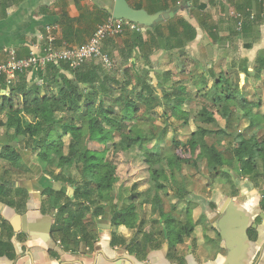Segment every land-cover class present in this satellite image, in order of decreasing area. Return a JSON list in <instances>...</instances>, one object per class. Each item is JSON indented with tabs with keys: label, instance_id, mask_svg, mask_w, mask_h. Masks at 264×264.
<instances>
[{
	"label": "crops",
	"instance_id": "obj_1",
	"mask_svg": "<svg viewBox=\"0 0 264 264\" xmlns=\"http://www.w3.org/2000/svg\"><path fill=\"white\" fill-rule=\"evenodd\" d=\"M124 1L132 9L144 10L151 16H164L161 24L182 17L194 27L196 36L186 43L185 55L180 58L178 49L169 52L153 50L147 62L148 59L145 60L135 48L128 63L122 67L119 66L120 51L106 39L102 50L109 56L110 66L99 60L91 62L100 65L106 73L116 68L118 81L126 68L134 81L143 73L151 77L162 71H170L173 78L185 73L191 80L190 72L201 67L206 72L207 85L208 81L212 85L214 76L221 72L242 75L246 83L250 82V74L260 71L261 76L257 79L264 83V69L259 70L257 62L264 57V0ZM114 3L115 0H22L9 4L0 19V61L4 58V49L9 47L14 48L20 57L38 54L46 44L47 25L56 26V44H83L112 15ZM231 10L244 16L239 33L229 16ZM148 27L143 26L144 38ZM177 68L185 72L180 74ZM213 68L217 69L216 73ZM37 72L35 69L26 72L29 85L35 82L42 85ZM65 74L71 77L70 73ZM153 84L156 85V80ZM51 86L55 88L54 84ZM20 153L21 163L18 167L12 166L16 170L23 169L17 172L19 177H3L4 184L11 190L7 198L9 202H0V264H264V186L258 187L261 177L246 178L240 180V184L237 180L242 176L235 171L237 176L231 181L221 176L210 177L207 181V184L211 183L209 188L218 180L215 191L197 200L191 201L192 194L185 191L184 196L174 193L164 195L165 199L161 197L165 213L171 211L185 218L186 208L190 210L191 233L173 247H169L161 233L162 219L152 223L153 216L147 221L138 215V222L142 221L141 233H138L136 229L123 225L112 226L115 209H108L95 219L94 225L85 231L86 236L78 235L74 241L71 236L67 241L52 233L56 209L49 212L44 206L47 198L44 190L51 188L73 197V187L53 180L51 175L59 173L58 170L45 169L44 162L32 160L31 149L23 147ZM3 173L6 174L3 170L0 176ZM20 190L27 194L22 195ZM115 201L114 198L113 203ZM176 201H184L183 211L176 206ZM165 204L170 210L165 209ZM144 231L152 238H143ZM112 237L116 243H112ZM119 239L125 242L121 243Z\"/></svg>",
	"mask_w": 264,
	"mask_h": 264
},
{
	"label": "trees",
	"instance_id": "obj_2",
	"mask_svg": "<svg viewBox=\"0 0 264 264\" xmlns=\"http://www.w3.org/2000/svg\"><path fill=\"white\" fill-rule=\"evenodd\" d=\"M19 1L22 0H0V19L4 17L9 4ZM195 36L196 31L192 25L182 17H174L166 24L157 23L149 26L145 38L142 32L125 30L123 34L115 38L110 37L107 41L120 51L119 66L122 67L128 63L135 48L145 60L148 59L147 62L148 55L153 50L169 52L178 49L177 55L180 58L185 55L186 43ZM257 62L259 70L264 69V57ZM115 70L116 68L106 73L100 65L94 64L91 60L75 69L62 62L58 65L48 64L36 74L42 79V85L36 82L29 85L26 81V72H21L8 87L7 94L1 93V89L6 87L4 77L0 76V115L4 116L3 119L0 117V127H5L7 131L12 130L11 140L0 142V160L18 167L22 160L20 153V149H23L20 146L22 143L36 154L40 162L50 163L56 160L55 164L59 168H68L62 173H52L51 177L73 187V197L48 188L44 190L47 195L44 206H47L49 211L56 209L52 227L54 236H60L67 241L72 236L74 241V237L78 235L86 236L85 231L88 227H92L94 220L108 209H115L111 219L112 226L123 225L141 233L139 227L142 221L138 222L134 196L129 198L128 203L123 202L119 207L116 202L113 203L114 197L111 193L118 181L117 165L108 157V152L118 154L137 147L141 150L147 165L150 189H153V194L149 190L147 193L148 197L150 196L151 214L157 213V217L153 216L151 221L156 223L160 222L159 218L162 219L161 233L169 247H173L190 235L192 223L189 219V208L185 210V218H179V214L171 211L164 212L160 196L161 191L166 192V184L163 181H176V170H181L183 166L196 169L203 161L211 178L221 176L231 181V174L223 168L229 166L232 169L236 165L242 175H249L252 180L257 178L260 175L257 163L264 165V132L260 135L261 121L257 116L258 109L261 107L264 109V95L258 97L257 101L250 102L242 88H233L230 73L221 72L215 75L209 87L210 91L205 95L210 98L212 106L216 104L220 106L217 112L219 115L202 107L196 115L199 122L196 128L185 140H179L173 135L172 151L167 152L159 143V135L151 144L153 136H148L138 123L145 119L149 124H153L152 110L166 105L170 111L169 114L165 111L164 113L180 121L182 126H186L189 123V114L183 109L186 96L181 94L187 91L185 84L179 81L171 83L170 87L174 91L168 93L169 88H164L160 80L161 78L169 80L170 71L165 73L166 77L157 73L150 77L143 73L133 81L129 68H126L121 80L118 81ZM65 72L70 73L71 77ZM189 77L196 93H200V90L207 86V79L202 74L193 76L191 73ZM155 80L156 85H153ZM52 84L55 88H52ZM138 84L141 85L140 88ZM130 85L131 88H128ZM155 88L167 90H162L165 104L156 101L153 94ZM95 97L100 99L95 101ZM231 100L243 110L241 115L249 120V126L257 129L248 137L241 133L233 135L232 148L227 152L230 157H227L225 151L220 150L216 144L207 142L206 136L212 129L204 124L217 125L218 117L221 116L226 126L219 128L214 134L229 135L226 133V127L232 114L228 104ZM29 115L32 116L31 119L25 120V116ZM168 117H165V123ZM262 127L264 128V125ZM63 137L68 139L67 154H63ZM12 142H16L17 146L12 147ZM165 168H168V174ZM10 190L4 184L1 175L0 202L6 204L9 202L7 198ZM184 190L182 187L181 191L176 192L177 195L184 196ZM20 192L22 195L27 194L25 190ZM262 207L264 208V200ZM143 235V238H152L148 232L144 231ZM119 240L121 243L125 242ZM112 243H116L114 237Z\"/></svg>",
	"mask_w": 264,
	"mask_h": 264
},
{
	"label": "rangeland",
	"instance_id": "obj_3",
	"mask_svg": "<svg viewBox=\"0 0 264 264\" xmlns=\"http://www.w3.org/2000/svg\"><path fill=\"white\" fill-rule=\"evenodd\" d=\"M198 71H195V68L191 72L193 76H197L202 74L203 76L206 75V72L204 71L203 68L199 67L197 68ZM178 73L182 74V71H179L180 69L177 68ZM214 73L217 72V69L213 68ZM228 70V69H227ZM201 73H197L200 72ZM176 73V71H174ZM231 74V82L233 88H239L243 89L244 95L247 98V100L250 101H257L258 97H263L264 95V83H261V80H258V73L257 71H254L252 74H250V82L246 83L244 82V77L242 75H234L233 72H229ZM228 73V74H229ZM150 75L153 74V72L149 73ZM159 76L166 77L167 75L165 73L160 72ZM179 75V74H178ZM176 75L175 78H173L171 75L169 76V80H166L165 78H161L160 82H162L163 86L166 88H169L168 91L165 89H160V88H155L153 91V94L156 96V101H162L164 104L166 103L165 100L162 99V90L167 91L168 93L174 91L170 87L171 83L173 82H182L185 84V87L187 91L185 93H182V95L186 96V100L183 103V109L186 110L189 114V123L186 126H182L180 124V121H176L172 117H168L170 109L166 107V105H162L161 107H156L155 110H152V118H153V124H149L148 120L143 119L141 120L138 125L144 130V132L148 136H153L151 139V144L156 140V136L159 135V143L162 145L163 149L165 151H172V143H171V138L173 135L177 137L179 140H185L188 138L189 134L196 128V125L199 124L197 122V112L202 108L205 107L209 111L215 112L217 115H219L217 112L220 108L219 105H213L210 102V98H208V95H205L206 92L210 91V86H211V81H208V85L204 88H202L200 93H196L195 86L192 85V82L189 80L188 76L186 74H182L181 76ZM210 75V74H208ZM261 76V72L260 75ZM264 78V77H263ZM155 85V84H153ZM128 86V88H130ZM98 97H95V101H98ZM224 104V103H222ZM230 105V108L232 110V114L230 116V121L227 124L226 127V133L229 135H222L219 133V135L214 134L216 130L219 128H223L226 126L225 120L220 116L218 117L217 120V125H207L204 124V126L212 129V132L206 136V140L208 143L211 144H216L220 150L225 151V155L227 157H230V155L227 153L229 152L230 148H232V141L233 138L232 136L235 134H243V136L248 137L253 133V130L256 131L257 127H250L249 126V120L246 119L244 116H242V111L237 104L234 101H230L228 103ZM143 111V109H142ZM167 112V113H164ZM264 112V109L261 107L258 109V119L261 121V130H260V135L263 134L264 128L262 125H264V117H262ZM25 120L31 119L32 116H25ZM165 117H168L166 120L167 123H165ZM4 116H1V119H3ZM147 121V123H146ZM170 122V123H169ZM152 125V126H151ZM165 126V127H164ZM11 134L12 130L7 131L5 127H0V141L4 142H9L11 140ZM53 135H55L52 132ZM64 140V147H63V154H67V143L68 139L67 137H63ZM20 142V141H19ZM16 144V142H12L11 145ZM20 146L25 147L22 143H20ZM227 150V151H226ZM31 158L32 160L37 161L36 154L31 151ZM108 157L112 158L117 165L116 169V174L118 177V181L116 182L114 189L112 191V196L115 198V202L117 206H121L123 202L128 203L129 198L134 196V200L136 201V209L138 215H142L145 217V220L149 221V216L152 217H157V213L151 214L150 213V196L148 197V190L153 194V189H150V182H149V174L147 170V165L144 162L143 155L141 150H139L137 147H133V149L125 152H119L118 154H113L111 152H108ZM56 160H53L50 163H44L42 166L45 169H51L53 171H57L59 173H62L63 171H66L68 168H59L57 166ZM257 169L258 173L260 175L258 176L259 178L261 177L260 180H258V187L264 186L263 180H264V165L261 163H257ZM224 170L230 169L229 166H224ZM3 170H6V174L3 173V177H11L13 179H16L19 177L18 171L23 170L19 169L16 170L15 168L12 167L11 164L4 160H0V174L3 172ZM167 174L169 173L168 168H165ZM231 170V169H230ZM237 175H241L242 178H238L237 182L241 184L240 180L245 181L248 178L251 180V176H245L242 175L238 170H237V165L235 168H232L230 174H231V179H235L236 172ZM210 174L208 170L205 167V162H200L198 164V168H191L189 166H183L181 170H176L175 171V180L176 181H163L166 184V194L164 191L160 192V195L162 198L165 199L164 195H172L178 191L182 190V187L185 188L186 190L185 193L189 192L192 194V196L189 198L191 201L192 200H197L196 198L204 197L210 195L213 191H215V187H217V182L218 180L214 181V186L212 188H209L210 184H207V181L210 180ZM232 179V180H233ZM223 183V182H221ZM220 185V184H219ZM212 189V190H211ZM221 189V185H220ZM221 191V190H220ZM229 191V190H227ZM198 196V197H197ZM184 201L177 202L176 201V206L179 208V210H184L183 209V204ZM143 205V206H141ZM166 210H170V207H168L166 204L164 205ZM193 206V204L191 205ZM181 208V209H180ZM179 218H181L179 216ZM151 219V218H150Z\"/></svg>",
	"mask_w": 264,
	"mask_h": 264
},
{
	"label": "built area",
	"instance_id": "obj_4",
	"mask_svg": "<svg viewBox=\"0 0 264 264\" xmlns=\"http://www.w3.org/2000/svg\"><path fill=\"white\" fill-rule=\"evenodd\" d=\"M229 16L235 23L237 31L243 28L241 12L231 10ZM45 41L46 44L38 54L30 53L27 56H18L12 47L4 49V58L0 61V76L4 77L5 89L2 93L7 94L8 87L13 83L16 75L30 70H43L48 64L66 63L72 69L79 67L88 60H99L106 66H110L109 56L103 52V42L125 30L143 32V26L126 19H115L112 16L102 22L93 34L81 45L69 46L64 42L56 44V26L47 25Z\"/></svg>",
	"mask_w": 264,
	"mask_h": 264
},
{
	"label": "water",
	"instance_id": "obj_5",
	"mask_svg": "<svg viewBox=\"0 0 264 264\" xmlns=\"http://www.w3.org/2000/svg\"><path fill=\"white\" fill-rule=\"evenodd\" d=\"M111 16L115 19H126L141 26H151L157 24L164 18L162 15L151 16L144 10L132 9L124 0H115ZM15 145L16 144H13L12 146ZM225 238L228 244L227 246L230 248L228 236Z\"/></svg>",
	"mask_w": 264,
	"mask_h": 264
},
{
	"label": "flooded vegetation",
	"instance_id": "obj_6",
	"mask_svg": "<svg viewBox=\"0 0 264 264\" xmlns=\"http://www.w3.org/2000/svg\"><path fill=\"white\" fill-rule=\"evenodd\" d=\"M50 212V211H49Z\"/></svg>",
	"mask_w": 264,
	"mask_h": 264
}]
</instances>
